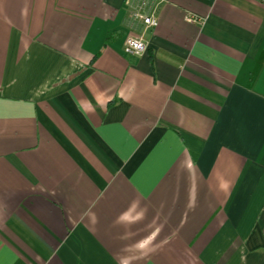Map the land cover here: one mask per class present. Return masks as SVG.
Segmentation results:
<instances>
[{
    "label": "crops",
    "instance_id": "0c3cea01",
    "mask_svg": "<svg viewBox=\"0 0 264 264\" xmlns=\"http://www.w3.org/2000/svg\"><path fill=\"white\" fill-rule=\"evenodd\" d=\"M142 2L0 0V264H264V4Z\"/></svg>",
    "mask_w": 264,
    "mask_h": 264
},
{
    "label": "built area",
    "instance_id": "2783aa9c",
    "mask_svg": "<svg viewBox=\"0 0 264 264\" xmlns=\"http://www.w3.org/2000/svg\"><path fill=\"white\" fill-rule=\"evenodd\" d=\"M151 1H156L158 6L165 2V0H143L142 8L143 9L147 8V6L150 4ZM257 1L264 4V0H257ZM135 18L143 23L145 30L158 26V17L155 9L151 10V12L149 13L139 11L135 14ZM186 19L189 23L192 24L202 25L205 22L204 17H201L196 14H189ZM146 49H147V43L142 35L137 37H128L126 39L124 51L127 55L140 56L146 51Z\"/></svg>",
    "mask_w": 264,
    "mask_h": 264
}]
</instances>
